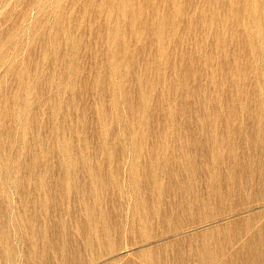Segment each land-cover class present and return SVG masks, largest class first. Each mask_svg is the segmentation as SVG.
Segmentation results:
<instances>
[{
	"label": "rangeland",
	"instance_id": "1",
	"mask_svg": "<svg viewBox=\"0 0 264 264\" xmlns=\"http://www.w3.org/2000/svg\"><path fill=\"white\" fill-rule=\"evenodd\" d=\"M0 264H264V0H0Z\"/></svg>",
	"mask_w": 264,
	"mask_h": 264
}]
</instances>
